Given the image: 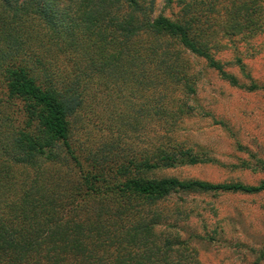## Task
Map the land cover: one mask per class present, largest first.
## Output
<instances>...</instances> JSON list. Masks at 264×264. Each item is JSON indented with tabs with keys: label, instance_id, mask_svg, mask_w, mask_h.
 Wrapping results in <instances>:
<instances>
[{
	"label": "trees",
	"instance_id": "obj_1",
	"mask_svg": "<svg viewBox=\"0 0 264 264\" xmlns=\"http://www.w3.org/2000/svg\"><path fill=\"white\" fill-rule=\"evenodd\" d=\"M144 1L151 11L155 0H0V56L9 57L0 68V104L22 100L28 119L23 123L7 119L6 125H0V264H173L166 258L168 247L148 238L159 220L147 213L143 216L136 202L151 205L177 192L264 193V180L247 185L148 178L158 170L205 162L167 134L157 137V124L173 118L171 109L165 116L154 111L150 117L152 144L144 157L87 150L82 160L72 147L70 120L83 102L80 77L90 78L80 72L69 81L57 77L36 55L17 49L15 35L37 24L57 40L70 41L77 31L99 38L117 49L111 62L135 61L160 69V73L153 70L150 83L164 88L171 108L183 110L195 94V76L179 67V51L205 61L231 85L245 88L194 38L221 33L246 39L259 34L255 17L261 0H165L181 6L183 21L149 16L141 5ZM211 16L224 19L221 29H213ZM141 32L148 38L144 45L135 43ZM89 64L97 72V63L88 60ZM255 89L259 87L248 90ZM176 92L182 99L173 97ZM31 120L36 122L33 127ZM84 161L90 162V172L70 182L72 188L61 177L52 181L54 175L47 172L61 163L81 166ZM253 171L264 173V161L257 160ZM16 172L24 174L14 176ZM262 259L264 245L258 260Z\"/></svg>",
	"mask_w": 264,
	"mask_h": 264
},
{
	"label": "rangeland",
	"instance_id": "obj_2",
	"mask_svg": "<svg viewBox=\"0 0 264 264\" xmlns=\"http://www.w3.org/2000/svg\"><path fill=\"white\" fill-rule=\"evenodd\" d=\"M141 5L151 17L185 19L177 3L168 5L165 0H155L151 11L147 1ZM257 6H260V14L255 17L261 27L259 34L246 39L221 33L194 38L245 88L231 85L205 61L179 51V67L195 76V94L184 99L187 106L183 110L171 108L163 87L151 86V73L153 70L160 73V69H149L135 61L122 65L111 62L110 57L116 55L117 49L103 45L99 38L77 31L70 41L57 40L40 24L15 37L17 49L36 55L55 76L67 77L69 81L78 72L89 75L90 79L80 77L83 102L70 120V142L82 160L87 157V150L110 151L113 157L119 153L125 158L144 157L152 144L150 117L154 111L165 116L171 109L174 116L167 123L163 118L157 124L156 130L160 132L157 137L167 134L205 162L158 170L147 174L148 178L255 185L264 180L263 172L253 171L257 160L264 161V0ZM211 23L213 29L219 30L225 21L211 16ZM147 41L142 32L135 38L139 45ZM170 48L176 50L173 45ZM8 58L0 56V68L8 64ZM88 60L97 63V72L88 65ZM31 63L28 66L38 72ZM252 85L259 89L248 90ZM173 97L182 99L178 92ZM24 108L20 99L0 104V125H6L7 119L28 122ZM30 124L33 127L36 122L31 120ZM90 166L85 161L81 166L71 163L65 167L61 163L47 172L54 175L52 181L61 177L72 188L70 182L79 181L90 172ZM22 174L16 172L14 176ZM136 207L143 216L147 213L159 220L148 238L168 247L166 258L173 264H264V259L258 260L264 245V193L177 192L151 205L138 201Z\"/></svg>",
	"mask_w": 264,
	"mask_h": 264
}]
</instances>
